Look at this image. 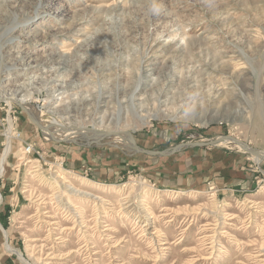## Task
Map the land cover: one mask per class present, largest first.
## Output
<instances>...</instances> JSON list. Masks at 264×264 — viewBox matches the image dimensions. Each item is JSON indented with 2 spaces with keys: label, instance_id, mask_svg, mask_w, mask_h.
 Masks as SVG:
<instances>
[{
  "label": "rangeland",
  "instance_id": "1",
  "mask_svg": "<svg viewBox=\"0 0 264 264\" xmlns=\"http://www.w3.org/2000/svg\"><path fill=\"white\" fill-rule=\"evenodd\" d=\"M43 1L0 0V94L28 95L36 121L123 129L148 151L229 136L264 152V0ZM11 104L0 101V264H264V161L219 142L202 148L248 157L250 187H175L133 146L48 140L52 128ZM70 146L87 152L84 170L70 166ZM68 185L99 194L106 217Z\"/></svg>",
  "mask_w": 264,
  "mask_h": 264
},
{
  "label": "crops",
  "instance_id": "2",
  "mask_svg": "<svg viewBox=\"0 0 264 264\" xmlns=\"http://www.w3.org/2000/svg\"><path fill=\"white\" fill-rule=\"evenodd\" d=\"M77 148L70 146L66 148L65 152L70 155L68 158L70 166L76 168V171H80L85 169L84 166H88L86 162L80 161L83 158L82 154L87 152ZM194 148L197 149V153L194 154L195 157L191 156L184 159L182 158L183 152H179L182 148L174 151V154L149 156L152 157L150 164L154 165L156 162L160 164L156 168L154 166V169L151 168L152 170L149 172L158 179L157 182L168 183L175 187L204 188L212 185L217 191L222 190L223 187H232L236 191L250 187L252 173L249 170L251 160L248 157L236 151L228 153L203 149L202 147ZM170 155L172 157H169ZM156 157H163V159L157 161ZM108 158V156L101 158L100 163L107 165ZM115 161L121 162V157L117 156ZM85 172L87 171L85 170Z\"/></svg>",
  "mask_w": 264,
  "mask_h": 264
},
{
  "label": "bare ground",
  "instance_id": "3",
  "mask_svg": "<svg viewBox=\"0 0 264 264\" xmlns=\"http://www.w3.org/2000/svg\"><path fill=\"white\" fill-rule=\"evenodd\" d=\"M42 4H45V1L43 0H38V3L37 5L40 6ZM13 78V77H12ZM7 79V78H6ZM27 98H28V95H23L21 97H17V96H14V95H4L3 93L0 94V101H4V103H6L9 107L12 106L11 103H16V104H19L22 108L26 109L27 106H25V102L27 101ZM124 105V104H123ZM135 107V106H134ZM29 108V107H27ZM133 109V108H132ZM131 110V109H130ZM30 114L31 112L34 113L32 111V109L30 110H27ZM133 112V111H132ZM140 112V111H139ZM35 114V113H34ZM139 116V115H138ZM31 117H34V115H31ZM188 119L192 122H196L198 124H201V125H205L206 124V121L204 120L203 118V115L197 117V116H193V115H189L188 116ZM140 121V120H139ZM141 124H145L146 122L144 120H142V122L140 121ZM66 125V124H65ZM63 125L62 123H60V121L58 120H53L51 123H50V126L47 127V129L49 128H52L53 131H55L56 133H52V134H48L47 132H44L46 134L47 139L50 140V139H56L58 141L60 140H72V139H63L61 137L63 136H69L71 135L72 137H80V139H89V140H93L94 142H98L99 140L103 139L104 137H106L104 135V133L108 132L106 130H99V128H91V129H88L86 127H78V128H73V126L71 125H67L65 126ZM61 127V129L58 130V128ZM125 128V127H124ZM58 130V131H57ZM90 130V131H89ZM8 131H11V128L8 129ZM121 132L122 134L121 135H116V136H113L112 137V142L115 143V144H120L121 146H123L128 152H133V149H132V141H131V138L128 134H125V130L123 129H117V130H113V132ZM44 134V135H45ZM12 138V137H11ZM11 138L8 137V141H7V148L6 150H8V148H10V143H11ZM79 139V138H77ZM227 142H232L231 140H226ZM224 142V141H223ZM134 148V146H133ZM249 148V147H248ZM135 149V148H134ZM12 150V149H11ZM260 154H263L264 155V152L260 153ZM254 161L256 163H258L261 159L260 158H257V157H253ZM48 163V162H47ZM50 166V165H49ZM62 169V168H61ZM2 170H4V166H3V159L0 161V173L2 172ZM60 174V173H59ZM42 177V176H41ZM109 187H112V186H109ZM128 187V185L126 186ZM167 188V187H166ZM98 189H105V187H100ZM28 190H24L22 193H26ZM172 191V190H171ZM21 193V192H20ZM67 193H70L72 195H75V196H78V197H81L83 199H86V200H89L92 202H94L95 204H93V209L97 210V215L96 217H98L99 215H103L104 217H106V212H102V208H98V204L100 203L103 204L104 202V199L102 197L98 195H95V194H92V193H89V192H86V191H83V190H79L71 185H68V188H67ZM139 194V193H138ZM22 195V194H21ZM24 199V198H23ZM35 199V198H34ZM82 200V199H81ZM162 200V199H161ZM0 201H1V195H0ZM122 203L120 204V206H131V202L134 201V199H132V196L130 195V192H129V195L121 200ZM61 204V203H60ZM258 204V203H256ZM254 205V204H253ZM256 207V206H255ZM254 207V208H255ZM152 210V204L151 202H146L144 203V206L142 208V212L140 214V216L142 218L145 219V222H149L150 220H154L156 219V217L152 214L151 212ZM69 211V210H68ZM120 211V213L123 211L122 209L118 210V212ZM138 211V210H137ZM118 212H116L115 216L119 215ZM128 212V211H127ZM126 213V212H125ZM140 213V212H139ZM169 213H171V209L169 208H164L163 209V213L160 215V217H167L169 216ZM124 214V213H123ZM231 216V215H229ZM46 217H49V216H46ZM95 217V218H96ZM233 218H229L228 220H232ZM137 220V219H136ZM172 219H169L167 220V222H171ZM95 222H98V220H96ZM42 223L48 225V226H52L54 225L55 223L54 222H49V221H46V220H42ZM230 224V223H228ZM144 226H147L144 225ZM82 228H86L85 227H82ZM61 229V228H60ZM109 229V228H107ZM215 229V228H214ZM0 230L3 232L4 236L7 237V232L5 231V229L2 228V226L0 225ZM65 230V228L63 229ZM110 230V229H109ZM50 231V229L48 230ZM106 231V230H104ZM79 232V230H78ZM51 233V232H50ZM50 233L48 235H50ZM82 234H86L85 231L81 232ZM156 236L155 237V242H158L159 241V238L161 237L160 235H158L156 232H155ZM154 234V235H155ZM215 238V237H214ZM58 240L62 239V237H59L57 238ZM101 239V238H100ZM149 242H153V239L150 240ZM11 252H14L15 254H17L15 251H12ZM161 253V252H160ZM212 256V255H211ZM263 260V259H262Z\"/></svg>",
  "mask_w": 264,
  "mask_h": 264
},
{
  "label": "water",
  "instance_id": "4",
  "mask_svg": "<svg viewBox=\"0 0 264 264\" xmlns=\"http://www.w3.org/2000/svg\"><path fill=\"white\" fill-rule=\"evenodd\" d=\"M19 108H21L29 117L30 119L32 120V122L40 129L42 130L41 128L43 126H48L47 124H44V122L42 121H36L34 117H31V115L29 114V112L27 111V109H24L22 108L19 104H16ZM58 129H61V127H59ZM44 133V131H42ZM125 133V132H124ZM122 133L121 132H106L104 133L105 136H109V137H113V136H116V135H121ZM125 134H128L131 138V141H132V144L135 148V151L138 152V153H141V154H145V155H148V156H157V155H167V154H171L173 153L174 151L176 150H179L181 148H185V147H209V146H214L216 145L217 143L219 142H223V141H226V140H231L233 141V143L238 146L240 149H242L245 153H248L250 154L251 156L253 157H257V158H260L261 160L260 161H264V155L263 154H260L262 152L260 151H256L254 149H251V148H248L247 145L241 143L240 141L232 138V137H229V136H225V137H221L215 141H212V142H209V143H206V144H199V143H184V144H180L172 149H167V150H163V151H148V150H144V149H141L140 147H138L134 141V138L133 136L130 134V133H125ZM53 140H56V139H53ZM57 141V140H56ZM116 148H118L117 145H114Z\"/></svg>",
  "mask_w": 264,
  "mask_h": 264
},
{
  "label": "built area",
  "instance_id": "5",
  "mask_svg": "<svg viewBox=\"0 0 264 264\" xmlns=\"http://www.w3.org/2000/svg\"><path fill=\"white\" fill-rule=\"evenodd\" d=\"M17 138H19L18 134H17ZM22 150H23L24 154H29V153L33 152L32 146H30L28 144L23 145Z\"/></svg>",
  "mask_w": 264,
  "mask_h": 264
}]
</instances>
